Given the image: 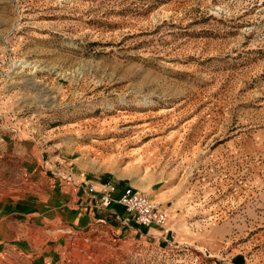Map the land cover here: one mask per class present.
<instances>
[{
  "label": "rangeland",
  "instance_id": "1",
  "mask_svg": "<svg viewBox=\"0 0 264 264\" xmlns=\"http://www.w3.org/2000/svg\"><path fill=\"white\" fill-rule=\"evenodd\" d=\"M71 178L168 217L75 264H264V0H0V193Z\"/></svg>",
  "mask_w": 264,
  "mask_h": 264
},
{
  "label": "crops",
  "instance_id": "2",
  "mask_svg": "<svg viewBox=\"0 0 264 264\" xmlns=\"http://www.w3.org/2000/svg\"><path fill=\"white\" fill-rule=\"evenodd\" d=\"M91 182L71 178L61 180L59 190L46 193L40 190L22 196L18 192L0 193V264H75L76 258L67 255L72 252L71 247L67 250L68 241L76 239L73 235L77 232L99 222L125 230L136 229L139 233L147 231L118 203L97 208L93 196L87 192ZM104 182L93 185L98 189ZM117 186L114 196L127 184L120 182ZM132 221L137 223L136 227Z\"/></svg>",
  "mask_w": 264,
  "mask_h": 264
},
{
  "label": "built area",
  "instance_id": "3",
  "mask_svg": "<svg viewBox=\"0 0 264 264\" xmlns=\"http://www.w3.org/2000/svg\"><path fill=\"white\" fill-rule=\"evenodd\" d=\"M95 185L89 184L87 192L93 196V202L97 208H108L115 203L122 205L126 212L140 225L150 228V226L162 227L167 222V211L161 204L148 194L134 187H124L118 196H114L117 184L107 181ZM167 233V230H165Z\"/></svg>",
  "mask_w": 264,
  "mask_h": 264
}]
</instances>
